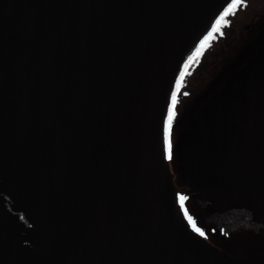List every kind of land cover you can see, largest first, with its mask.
Masks as SVG:
<instances>
[{
	"label": "water",
	"instance_id": "obj_1",
	"mask_svg": "<svg viewBox=\"0 0 264 264\" xmlns=\"http://www.w3.org/2000/svg\"><path fill=\"white\" fill-rule=\"evenodd\" d=\"M229 2L0 0V264H247L192 229L163 151ZM212 95L184 176L264 205V51Z\"/></svg>",
	"mask_w": 264,
	"mask_h": 264
},
{
	"label": "flooded vegetation",
	"instance_id": "obj_2",
	"mask_svg": "<svg viewBox=\"0 0 264 264\" xmlns=\"http://www.w3.org/2000/svg\"><path fill=\"white\" fill-rule=\"evenodd\" d=\"M242 2H244V0H241V3ZM258 10L259 9L256 11ZM249 27L250 24H247L245 30ZM223 28L224 26L221 29L223 30ZM219 31L220 28L218 31H213L212 34L219 36ZM254 39L255 37L249 38V40ZM247 49L248 44L246 43L236 51L232 60L227 62L203 88L202 96L199 98L200 102L197 105L196 114L194 116L186 118L183 110L180 111L181 113H179L177 117L173 115L169 135L173 145L172 154L174 155V159L177 158L175 159L177 163L178 159H181V163L177 168L182 170V180L187 185V188L183 189V192L176 186L177 201H179L182 211L192 229L196 231V229L199 228L203 234H201V232H196L203 237L205 241H208L214 247H217L219 250L235 258L242 259L247 264H264V205L246 198L245 194L241 191L220 187L211 188L209 185L201 184L196 180H191L184 176L187 160L197 146V140L203 135V133L196 128L194 123L198 111L223 83L227 82L234 73L240 70L244 63L252 59L258 53L264 51V46L262 49L254 48V50L250 51V57L242 60V56L246 53ZM237 65L240 67L237 68ZM225 67H227V69L218 76L219 72ZM227 71H230L231 74L223 78ZM179 75L178 77L181 79V73ZM173 89H176L175 101L173 102L171 93L170 103L173 104V111L175 113L176 100L178 98L180 86H177L176 83ZM168 162L170 165L169 159ZM193 189L197 190L194 191ZM197 194L200 199L201 208H203L202 210H204L206 214V218H202L198 215L193 206L192 200ZM189 217H191V220H189ZM243 222L249 225H255V228H248L249 226H244ZM242 236L245 241L240 243L239 240Z\"/></svg>",
	"mask_w": 264,
	"mask_h": 264
},
{
	"label": "rangeland",
	"instance_id": "obj_3",
	"mask_svg": "<svg viewBox=\"0 0 264 264\" xmlns=\"http://www.w3.org/2000/svg\"><path fill=\"white\" fill-rule=\"evenodd\" d=\"M257 9L259 10L256 11ZM223 19L230 22L228 24L221 23L224 26L223 30L221 29L223 26L219 25L220 35L216 36L212 34L199 54L194 55L199 45L198 43L195 47V51L192 52V59H187V64L183 62L184 66H186V70L183 71L181 79L177 77V79H180V91L176 100L177 104L174 117H177L182 110L186 118H190L196 114V108L200 102L199 98L202 96L203 88L227 62L232 60L233 55L243 45L247 43L248 49L242 56V60L249 58L250 51L254 50V48L260 49L264 46V0H244V2L230 10ZM247 24H250V27L245 30ZM209 32L212 33V29L209 30ZM251 37H255V39L249 40ZM239 67L240 66L237 65V68ZM231 70L234 71L233 69ZM230 74L231 72L227 71L223 78ZM168 159L170 160V170L175 186L183 192V189H186L187 185L182 180V170L177 168L181 163V159H178L177 163L175 160L177 158L174 159L173 154L170 158L168 157ZM193 190L196 191L197 189ZM192 202L196 213L202 218H206V214L204 210H202L203 208H201L202 206L200 205L198 194L194 197ZM243 225L246 227L249 226L248 228H255V225H249L246 222H243ZM244 241L242 236L239 242L242 243Z\"/></svg>",
	"mask_w": 264,
	"mask_h": 264
},
{
	"label": "snow or ice",
	"instance_id": "obj_4",
	"mask_svg": "<svg viewBox=\"0 0 264 264\" xmlns=\"http://www.w3.org/2000/svg\"><path fill=\"white\" fill-rule=\"evenodd\" d=\"M239 3H241V0H230V2L227 4V6L223 9V11H221L219 13V15L216 17L215 22L212 25V29L213 31H218L219 30V25L221 23L227 24L228 21L223 19V17L232 9H234L235 6H237ZM212 33L209 32L207 33L199 42V45L196 48V51L194 53V55H198L200 50L205 46L206 41L209 40V38L211 37ZM189 60L192 59V57L190 56L188 58ZM188 61H185V64H187ZM181 75H183V70L181 71ZM177 86H179L180 83V79L178 78L177 81ZM175 96H176V89H173L172 91V97H173V102L175 101ZM174 111H173V104L170 103L168 105V112L166 117L164 118V124H163V151H164V155L166 157H171L172 155V142L170 140V127H171V120L172 117L174 115ZM189 220H191V217H189ZM197 232H201V230L199 228L196 229ZM201 234H203L201 232Z\"/></svg>",
	"mask_w": 264,
	"mask_h": 264
}]
</instances>
